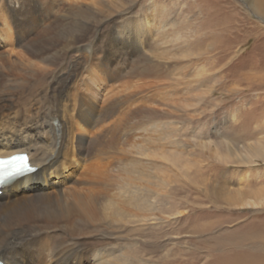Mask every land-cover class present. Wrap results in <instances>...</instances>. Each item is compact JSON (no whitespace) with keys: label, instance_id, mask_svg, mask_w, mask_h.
I'll use <instances>...</instances> for the list:
<instances>
[{"label":"rangeland","instance_id":"obj_1","mask_svg":"<svg viewBox=\"0 0 264 264\" xmlns=\"http://www.w3.org/2000/svg\"><path fill=\"white\" fill-rule=\"evenodd\" d=\"M87 2L104 16L87 42L104 51L111 44L120 77L103 80L89 63L92 70L81 69L72 84L88 79L83 94L97 97L99 105L118 92L115 98L138 108L122 136L128 143H103L94 169L116 175L115 161L128 155L145 167L153 189L144 195L149 209L113 225L97 257L86 262L95 263L113 247L114 255L128 253L126 264H264V13L252 0ZM45 22L53 24L37 22L35 35L68 28L51 16ZM133 30L143 34L142 42L130 35L122 43L117 33ZM7 47L1 38L0 53ZM87 52V46L73 48L67 62ZM149 61L158 72L138 75L135 69ZM54 75L47 73L38 87ZM151 123L168 132H155ZM155 137L156 148L150 144ZM139 145L146 148L142 154ZM70 163L63 169L67 184L86 168L84 162L74 170Z\"/></svg>","mask_w":264,"mask_h":264},{"label":"bare ground","instance_id":"obj_2","mask_svg":"<svg viewBox=\"0 0 264 264\" xmlns=\"http://www.w3.org/2000/svg\"><path fill=\"white\" fill-rule=\"evenodd\" d=\"M252 1L263 14L264 0ZM99 13L87 0H0V39L8 46L0 53V156L26 152L36 168L0 188V261L4 264H88L97 257L103 234H111L107 232L115 224L128 222L129 215L140 216V211L149 209L145 196L153 186L147 183L152 178L140 162L128 161V155L122 154L115 161L116 175L107 176L93 166L103 143H115L128 133V116L138 108L125 106L123 96L114 97L118 92L106 94L99 105L97 97L83 94L91 86L88 79L72 84L81 69L92 70L89 63L103 80L120 77L109 53L111 44L104 51L94 48V41L87 42L100 27L104 16ZM49 16L54 22L65 21L68 28L55 36L35 35L37 22L45 28L53 24L45 22ZM117 35L122 43L130 35L139 42L144 38L137 30ZM82 45L88 52L68 63L69 52ZM51 72L56 74L49 85L39 88ZM135 72L156 74L158 66L149 61ZM150 112L159 116L154 109ZM52 120L57 121L56 127ZM153 128L168 132L160 124ZM157 140H149L155 148ZM121 143L128 142L122 139ZM140 146L142 154L146 148ZM68 161L74 170L86 163L80 178L70 184L64 182L63 173ZM48 175L60 180L52 182ZM114 252L113 247L105 248L92 264H126L128 253Z\"/></svg>","mask_w":264,"mask_h":264}]
</instances>
